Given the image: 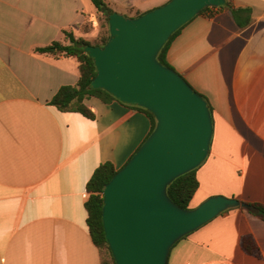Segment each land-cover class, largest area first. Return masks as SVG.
<instances>
[{"label": "crops", "instance_id": "1", "mask_svg": "<svg viewBox=\"0 0 264 264\" xmlns=\"http://www.w3.org/2000/svg\"><path fill=\"white\" fill-rule=\"evenodd\" d=\"M105 1L135 17L170 0ZM100 25L91 0H0V264H102L88 182L104 163L124 167L153 122L118 98L86 99L94 118L60 110L51 100L79 82L80 62L38 50L67 43L66 31L93 41ZM167 57L213 107L190 208L215 195L264 204V0H226L198 14ZM244 235L260 257L243 250ZM168 264H264V218L230 208L177 242Z\"/></svg>", "mask_w": 264, "mask_h": 264}, {"label": "water", "instance_id": "2", "mask_svg": "<svg viewBox=\"0 0 264 264\" xmlns=\"http://www.w3.org/2000/svg\"><path fill=\"white\" fill-rule=\"evenodd\" d=\"M226 0H170L138 17L110 15V39L87 46L103 88L156 117L155 130L104 188L103 223L116 264H168L182 238L235 207L258 213L251 203L215 195L183 208L168 195L179 176L207 158L214 132L206 99L158 54L172 34L205 7Z\"/></svg>", "mask_w": 264, "mask_h": 264}, {"label": "trees", "instance_id": "3", "mask_svg": "<svg viewBox=\"0 0 264 264\" xmlns=\"http://www.w3.org/2000/svg\"><path fill=\"white\" fill-rule=\"evenodd\" d=\"M91 2L96 9L98 17L101 19L100 33L95 40L91 41L82 37L77 38L73 34V32L66 31L65 38L67 43L56 41L51 45L39 48L38 50L43 53H50L53 55H65L77 58V60L80 62L81 71V77L79 82L74 86H62L51 100V103L57 106L60 110L77 111L81 112L83 115L89 118H94L95 114L86 105V99L92 96H97L103 100H110L113 98L117 99V97H115L112 93L108 92L103 88L92 87L93 79L97 75V67L94 62V59L89 55L86 48L90 45L104 46L107 44L110 39V15L114 13V11L109 7L108 3L105 0H91ZM210 8L211 7H205L200 14L204 13ZM142 14L144 13L137 12L135 17H138ZM184 25L172 34V36L169 38V40L166 42V44L163 46L160 53L158 54V60L164 65L171 67L174 70L176 69L169 63L167 53L171 42L179 34L180 30L184 27ZM198 93L206 99L210 111L213 115V107L209 102L208 98L202 93ZM134 106L145 110L150 115L153 122L151 129L152 133L157 125L155 115L150 110L142 106ZM197 169L198 168H195L189 171L188 173L179 176L168 186V195L170 196V198L179 206L186 209L190 208L191 200L193 199L195 193L199 188ZM117 171L118 170L115 169L112 163H104L95 170L87 185V188L91 193L89 200L86 203V210L88 212V225L95 244L101 250L102 264H116V261L113 257L111 248L105 235L103 223V207L104 188L106 184L112 179V177L117 173ZM253 204L259 209V212L257 214L264 218V204ZM241 246L245 252L255 255L257 257L261 256V250L252 235H244L241 238ZM103 251L105 253V256L103 255Z\"/></svg>", "mask_w": 264, "mask_h": 264}, {"label": "rangeland", "instance_id": "4", "mask_svg": "<svg viewBox=\"0 0 264 264\" xmlns=\"http://www.w3.org/2000/svg\"><path fill=\"white\" fill-rule=\"evenodd\" d=\"M99 20H100V23H101V19L99 18ZM103 255L105 256V253H104V251H103Z\"/></svg>", "mask_w": 264, "mask_h": 264}, {"label": "built area", "instance_id": "5", "mask_svg": "<svg viewBox=\"0 0 264 264\" xmlns=\"http://www.w3.org/2000/svg\"><path fill=\"white\" fill-rule=\"evenodd\" d=\"M92 22H93V23H96L97 21H95V20H92Z\"/></svg>", "mask_w": 264, "mask_h": 264}]
</instances>
